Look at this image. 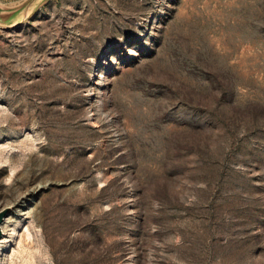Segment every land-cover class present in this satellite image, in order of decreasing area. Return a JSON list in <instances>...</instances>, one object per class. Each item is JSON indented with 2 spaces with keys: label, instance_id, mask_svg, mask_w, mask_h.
<instances>
[{
  "label": "rangeland",
  "instance_id": "1",
  "mask_svg": "<svg viewBox=\"0 0 264 264\" xmlns=\"http://www.w3.org/2000/svg\"><path fill=\"white\" fill-rule=\"evenodd\" d=\"M39 2L0 28V264H264V0Z\"/></svg>",
  "mask_w": 264,
  "mask_h": 264
},
{
  "label": "water",
  "instance_id": "2",
  "mask_svg": "<svg viewBox=\"0 0 264 264\" xmlns=\"http://www.w3.org/2000/svg\"><path fill=\"white\" fill-rule=\"evenodd\" d=\"M36 0H27L20 5L13 8H2L0 6V28L1 27H12L24 22L28 16L31 15L38 7V4L35 3ZM47 0H40L39 3H44ZM8 207L0 208V246L2 238V229L1 225L4 217L6 216Z\"/></svg>",
  "mask_w": 264,
  "mask_h": 264
}]
</instances>
